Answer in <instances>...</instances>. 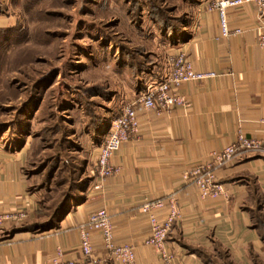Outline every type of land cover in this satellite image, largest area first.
I'll return each mask as SVG.
<instances>
[{"label":"crops","instance_id":"crops-1","mask_svg":"<svg viewBox=\"0 0 264 264\" xmlns=\"http://www.w3.org/2000/svg\"><path fill=\"white\" fill-rule=\"evenodd\" d=\"M211 2L200 0L192 11L184 41L167 47L158 44L150 52L164 65L167 55L180 50L196 71L216 76L179 86L178 94L189 103L186 107L137 113L138 136L122 144L111 159L120 172L106 179L101 190L93 189L92 175L84 197L70 202L53 228L41 232L22 228L34 222L38 212L36 196L29 191L26 147L17 152L0 147V210L27 214L20 225L0 228V264H50L57 248L64 262L78 263L77 227L100 209L110 216L115 245H131L137 264H204L202 251L225 253L233 264H250L251 253L262 254L252 211L259 207L264 220V153L244 155L216 171L226 198L202 200L194 185L182 182L184 172L209 162L211 153L233 143L238 128L264 145V127L258 123L264 119V49L257 45L256 9L245 5L229 10V28L242 34L221 38L217 14L209 10ZM127 68L126 89L116 96L124 103L153 81L147 73L130 77ZM175 192L181 218L168 234L166 247L172 258L164 263L145 245L150 229L139 207ZM167 213V206L157 213L159 222ZM91 244L100 264H112L97 233L91 234Z\"/></svg>","mask_w":264,"mask_h":264},{"label":"rangeland","instance_id":"rangeland-1","mask_svg":"<svg viewBox=\"0 0 264 264\" xmlns=\"http://www.w3.org/2000/svg\"><path fill=\"white\" fill-rule=\"evenodd\" d=\"M178 3L0 0V147L14 152L26 147L29 191L42 221L50 217L47 208L69 191L77 165L81 178L94 175L93 148L104 138L93 134L92 116H103L107 130L111 111L125 104L117 97L83 102L80 89L103 86L112 96L125 90L121 54L132 44L151 51L168 43L157 18L169 19ZM261 244L258 264H264Z\"/></svg>","mask_w":264,"mask_h":264},{"label":"built area","instance_id":"built-area-1","mask_svg":"<svg viewBox=\"0 0 264 264\" xmlns=\"http://www.w3.org/2000/svg\"><path fill=\"white\" fill-rule=\"evenodd\" d=\"M245 5H253L257 12L256 25L257 45L264 49V0H212L209 10L217 14L220 37L228 38L242 34L240 29H230L227 12ZM165 70L161 81H152L144 92L127 101L121 108L119 115L109 121L104 141L95 149L93 164L96 183L95 190H101L103 182L120 172V168L111 164V159L120 146L135 138L139 134L137 113L156 111L162 113L175 107H186L189 103L178 94L177 90L184 83H200L213 79L214 72H200L193 68L185 54L178 50L165 58ZM258 123L264 127V119ZM264 153L261 141L246 137L241 128L235 133L234 142L217 152L210 154V161L199 164L190 171L182 174V182L194 185L199 198L218 199L226 198V191L218 183L216 171L226 167L232 161L244 155ZM165 206L168 213L163 222H159L157 213ZM140 213L147 219L150 233L145 245L151 247L164 263L171 261V255L166 247V240L173 223L181 218V208L177 194L171 193L164 199L144 201L139 207ZM27 218L26 212H3L0 210V228L11 224L20 225ZM79 251L81 260L64 262L63 252L57 248L50 264H100L99 258L93 254L91 234L100 236L103 250L112 264H137L134 248L131 245H115L113 228L109 214L100 209L88 216L85 223L78 225Z\"/></svg>","mask_w":264,"mask_h":264},{"label":"trees","instance_id":"trees-1","mask_svg":"<svg viewBox=\"0 0 264 264\" xmlns=\"http://www.w3.org/2000/svg\"><path fill=\"white\" fill-rule=\"evenodd\" d=\"M178 3L172 5L171 13H174L173 16L168 17L169 19L157 18L158 23L161 26L162 39H169L170 41L166 43L164 40L161 45H174L176 42H182L188 37L187 26L190 21L189 17L192 11L195 9L200 0H178ZM154 9V8H153ZM154 16V11H151ZM140 26V25H139ZM173 40H171V39ZM158 44V43H157ZM123 64L128 66V71L130 77L139 76L140 73H147L150 76V79L153 81H161L164 73V65L160 62V56H153L152 53L147 50V45L138 46V44H132L130 47H126V51L122 54ZM156 62L154 63V61ZM126 68V66L124 67ZM126 83V82H125ZM82 93L86 95H82L81 98L83 102H85L87 97H100L102 100L116 98V96L110 95V93L104 89L103 86H92L88 88L80 89ZM85 96V97H83ZM117 101L119 98L117 97ZM114 113V118L119 115V109H113L111 111ZM94 119L90 122L92 126V131L95 136H100L105 139L107 130L103 128L104 117L98 115L97 117L92 116ZM103 139V141H104ZM18 141V140H16ZM102 141V142H103ZM98 146H94L93 149H96ZM81 166L77 165L74 169V178L75 181H71L70 185L64 191L62 198L60 201H56L53 203L51 207H48L46 211H50V217L45 221L36 215V219L34 222L24 225V229H28L32 232H41L43 230H47L53 228L59 220L64 216L67 206L71 201L78 202L83 197L85 192L90 187V179H84L79 176ZM79 176V177H78ZM252 216L255 220V225L259 230V235L261 241L264 242V237H262V229H264V220L263 216L260 213L259 207H256L252 211ZM200 255L203 259L204 264H233L228 260V257L225 253H221L220 256H217L215 253H209L206 251L200 252ZM223 259L227 260L226 263ZM258 256L254 253L250 254V260L252 264H258Z\"/></svg>","mask_w":264,"mask_h":264}]
</instances>
